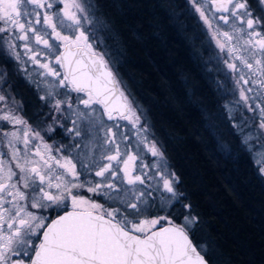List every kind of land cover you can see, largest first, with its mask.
<instances>
[{
    "label": "rangeland",
    "instance_id": "rangeland-1",
    "mask_svg": "<svg viewBox=\"0 0 264 264\" xmlns=\"http://www.w3.org/2000/svg\"><path fill=\"white\" fill-rule=\"evenodd\" d=\"M65 2L71 4L72 0H65ZM78 2L85 6L89 4L92 6L88 10L92 22L90 23L87 20H82L79 31L77 30V26L70 20L64 19V15L61 11L64 9V3H62L61 0H55L53 7L47 9V11L50 14L59 13V20L63 23L62 25L58 24V31H60L62 35L69 36L68 42L71 44H73L72 42L75 41L77 36H79L80 31H84L85 35L88 36V43L92 45V48L89 49L83 42H81L80 45L91 53L103 56L107 67L114 74V69L112 68L111 63L108 62L102 51L103 40L98 34L99 29L92 1L78 0ZM201 2L205 3V0H201ZM183 5L187 21L193 25L194 33L196 34L195 36L198 37L202 48H205L206 50L202 52L203 57H201V59L208 71L210 83L215 89L216 95L221 99L220 106L222 111L219 109L220 117H224L229 123L230 128L237 135L239 143L248 151L252 163L257 167L258 173L264 179V174L260 171V168L264 167V129L259 127L261 118L260 108L257 107L258 104L264 105V84L261 83V75L256 71L258 66L252 59V51L245 44V41L248 39L247 25L246 23L239 24L240 21L232 17L230 12L227 16L228 23H225L224 20L221 19L222 15L214 11L215 8L212 7V0H206L204 8L205 15L211 27H209V24H205L200 18L199 13H197L192 6L191 0H183ZM26 7L31 9L33 6L26 5ZM71 10L76 11L77 14L81 16L85 14L74 8ZM39 11L42 18L44 9H40ZM0 21L1 27H4L5 24L3 20ZM33 23H35L34 16ZM36 27L42 28L48 32L51 31V29L45 28L43 24L36 25ZM178 27L180 30L185 31L183 25H179ZM240 29H243V31H240ZM225 33H227L228 36H225ZM16 35H19V32H15L14 34L13 32H0V59H4L2 62H9L5 63L7 66L4 65L5 73L7 74L6 70L11 71L10 73H14L19 77L22 92L18 100L13 97L12 101L7 99L4 103L0 102V115L11 111L13 116L19 117L25 123L19 124L14 130L8 128L1 129L2 125H0V161L3 162V171H0V178H2L0 179V182L9 185L8 191L15 192L19 190L22 192L25 195V199H14L13 196L7 195L6 193H0V196H3V200L0 201V204H2V207H0V214L5 218L15 216V213L19 208L23 209L21 215H23L24 212L31 213L38 219H42L45 225L49 213H53L55 210H61L69 206L73 207L72 196L78 198L79 196L73 193V190L77 187H71V183L68 182L78 184L80 176L89 174L96 176L95 171L98 170V165L92 164L91 162L94 159L100 165L108 163L106 160L101 159V157L109 153L108 147L105 149V143L109 138L110 140L115 139L120 145V163L114 165L117 169L123 168L124 164L122 160H127L128 155H134L137 157L136 160L129 161V168L133 175H142L145 184L137 183L129 186L125 183L122 187L125 189L135 188L137 190H143L144 196L141 197V200L144 202L139 203V211L131 209L126 207L124 203L119 201L113 202L103 195V192L108 191L106 188L97 190L96 193L101 197L100 199L108 201L109 204L116 203L117 205L122 206L123 209L121 210H125V213L130 220L128 222L130 223L128 224L130 229H132L133 223L140 224L141 221L158 220L157 224L154 226L148 224L145 226V231L139 233H147L158 226L168 224L169 221H171L172 224H175L172 219V215H174L175 211L171 210V208L174 203H179V194L177 192V196L172 197L170 193L163 190V183L162 181H159V172L161 170H163L167 176H172L173 172L169 168L156 140L152 136V131L149 128L150 124L146 120L143 110L134 102V100L131 99V96L127 93V88L120 85L114 74L118 89L120 93H122L128 106V113L126 115L128 118H120L116 120L115 123L111 124L103 123L105 122V119L102 117L97 105L91 102L88 107H85V105L80 102L81 100L89 99L88 95L75 94L72 92L73 89L68 80H65L64 82L66 87H62L59 84V81L64 78V73L61 64L56 63L55 57L56 55H60L63 46L67 42L55 40L51 36L47 37L49 43L55 46V51L45 55V53H48V49L44 48L42 44H36L32 33H28L30 40L27 42L15 39ZM229 37H231V39H229ZM217 41H219V44ZM8 42L16 45L15 52L9 50ZM25 43H28L29 47L34 51H38L40 53L38 59L42 63L49 64L58 75L55 77L47 75L44 69L33 64L28 58L31 53L26 52L24 47ZM220 44H223V48L220 47ZM16 53L20 56L19 60L15 58ZM237 57L247 59L253 64V68L250 70L245 67ZM228 64H235L236 70H230ZM40 73H44V75L42 76ZM241 77H243V79ZM242 91L245 93L246 97H248L247 104H245L240 98V93ZM48 92H52L53 96L49 97L48 100H41L40 97L46 95ZM27 94L30 95L32 100L25 109L21 102L23 101L22 97H26ZM57 99L62 101L61 110L59 112L53 107ZM69 103L72 105L71 108L68 106ZM129 108L131 109V112H129ZM249 108H251V110H249ZM18 110L20 111L21 116L18 113ZM85 113L87 115H83ZM210 116L211 117H209L208 120L212 118L211 114ZM45 117L47 118L45 119ZM137 117L139 118L138 122H135L134 124L133 122L136 121ZM215 118H217V115ZM49 120H51V124H48ZM73 121L76 122L75 125ZM1 122L3 121L0 120V124ZM27 122L33 123L29 124ZM65 125L68 127L67 131L70 132H77L80 130L81 133L86 134L89 130L92 133L91 137L93 140L91 142L96 144L93 157L89 156L81 160L76 158L75 161H73L76 165V178L68 175L65 172V169L60 167V164H63L65 159L55 157L51 151L55 145L61 144V142L54 138V134L55 132H59L61 135V132L63 131L61 130V127ZM109 129L115 133V136L106 134V131ZM5 132H16V137H5ZM25 132L28 133L27 136H25ZM70 137H72V135H70ZM145 138H147L149 146L152 144L156 145L160 156H152L151 152L148 151V148L145 147L143 142ZM25 140L28 141L27 144H25ZM9 141H11V144L14 145V147L9 145ZM69 141L73 142L74 139L70 138ZM111 147L109 148L110 151L113 150ZM114 150H116V145H114ZM13 152L18 154L15 160L13 159ZM17 163L24 165L26 169L37 167L41 174L45 176L44 184L41 185L38 181V177H35V174L30 171L21 173L20 169L17 167ZM82 163L90 164L92 170L89 171L88 168L82 167ZM8 169H11L12 172L15 173L11 180L7 179ZM21 176H28L34 179L35 183H32V179H30V186L26 188L24 187V181L21 179ZM101 179V177H98V179L94 178L91 187L100 182ZM157 181H159V183H157ZM176 182L177 180L175 178L174 188ZM49 183L53 185L52 188H48ZM57 183H68V187H71L72 195L69 196L63 188L57 189L55 187ZM13 184L16 185V188L11 187ZM41 187H43L45 191H49L54 195H59L64 191V200L57 204H52L50 201L43 200L42 194L40 193ZM129 196L133 202H137L136 197L132 196L131 193H129ZM34 198L39 199L41 204L47 206L33 208L32 203L34 202ZM5 209H8L9 211L6 212ZM184 209L185 214L181 219L180 226L185 227L187 231H193L196 222L194 224L186 223L185 217L191 219L193 215H190L187 212V207ZM161 217H164V219H160ZM0 223H2L3 233L7 235V222ZM35 223L36 222L34 221L33 224ZM40 231L41 229L38 231L37 235H39ZM29 239H32L35 243L38 242L36 237H29ZM13 247L19 250L21 246L13 245ZM199 248L202 252L206 250L204 244H200ZM32 252V249H28L27 255L23 252H20L18 255H12V253L9 252V264H12L15 260L21 259L24 261V264H26Z\"/></svg>",
    "mask_w": 264,
    "mask_h": 264
},
{
    "label": "trees",
    "instance_id": "trees-1",
    "mask_svg": "<svg viewBox=\"0 0 264 264\" xmlns=\"http://www.w3.org/2000/svg\"><path fill=\"white\" fill-rule=\"evenodd\" d=\"M91 1L102 51L177 180L174 223L190 205L197 220L185 230L210 264H264V179L220 117L183 0Z\"/></svg>",
    "mask_w": 264,
    "mask_h": 264
},
{
    "label": "snow or ice",
    "instance_id": "snow-or-ice-1",
    "mask_svg": "<svg viewBox=\"0 0 264 264\" xmlns=\"http://www.w3.org/2000/svg\"><path fill=\"white\" fill-rule=\"evenodd\" d=\"M55 0H0V20H3L5 26L0 27V32H19V35L15 36V39L22 41H29L30 37L28 33H32V36L35 39L36 44H42L44 48L48 49L49 53L55 51V46L49 43L47 37L51 36L55 40L61 42H68L69 36L62 35L58 31V24L62 25V21L59 20V13L50 14L47 9L53 7ZM64 3V19L70 20L74 25L77 26V30H80V25L82 20H87L92 22L90 19V14L88 10L92 7L90 4L85 6L84 4L78 2V0H72V3L69 4L65 0H61ZM192 6L195 8V11L199 13L200 18L204 21L205 24H209V21L205 15V3H202L201 0H191ZM260 5H264V0H258ZM212 4L215 7L217 12H230L231 16L236 20H239L241 24L246 23L247 25V36L248 39L245 41V44L252 51V59L255 61V64L258 66L256 71L261 75V83L264 84V12L261 15L257 16L254 14L253 10L248 4V0H212ZM26 5H32L31 9H28ZM77 9L81 13H85L83 16L78 15L76 11L71 9ZM40 9H44L43 17L41 18ZM33 16L35 17V23H33ZM221 19L225 23H228V17L221 16ZM43 24L45 28L51 29L50 32L37 28L36 25ZM209 27L211 25L209 24ZM259 28V30H257ZM243 31V29H240ZM228 36L227 33L224 34ZM215 38V37H214ZM231 39V37H229ZM83 42L89 49L92 48V45L88 43V36L85 35L84 31H80L79 36L75 38V41L72 43L74 45H79ZM219 44V41H217ZM9 50L15 52L16 45L14 43L8 42ZM26 52L31 53L29 59L33 64L37 65L39 68L44 69L47 75L55 77L58 73L52 69L49 64L42 63L38 57L40 53L34 51L29 47L28 43L24 45ZM220 47L223 48V44H220ZM69 55H74L70 51L63 55H56V63L64 66V63L67 62ZM95 56V53L93 54ZM17 60L20 59L18 53L15 54ZM241 60V63L245 65L248 69L253 68V64L250 63L247 59L242 57H237ZM94 64L99 65V69L103 70V75L106 78L107 82L110 84H115L113 73L107 70V65L104 61L103 56H100L97 60L93 61ZM230 70L235 71V64H228ZM44 75V73H40ZM243 79V77H241ZM4 79L3 76H0V81ZM68 77L65 76L62 80L59 81L60 86L66 87L65 80ZM247 82V81H246ZM50 83V82H49ZM71 83L74 85L73 90L77 92L85 91L89 86L81 82L75 75ZM39 86V85H38ZM87 100H81L80 102L88 107L91 102L100 103V100H94L92 92L88 91ZM53 96L52 92H48L46 95L40 97L41 100H48L49 97ZM240 98L248 103V97L242 91L240 93ZM79 99V98H78ZM6 101L5 95H0V102ZM62 101L57 99L53 107L57 112L61 110ZM69 108L72 107L69 103ZM257 107L260 108V118L261 122L259 127L264 129V105L258 104ZM251 110V108H249ZM105 111L108 113L109 119H112V115L107 106H105ZM129 112L131 109L129 108ZM83 115H87L86 113ZM134 115V113H133ZM122 118H128L123 115ZM138 117L135 122H138ZM0 120L7 121L12 125L23 124L25 123L19 117L13 116L11 111L0 115ZM75 125V121H73ZM109 135L115 136V133L108 130ZM80 133L77 132V135ZM5 137H16V132H5ZM28 133L25 132V136ZM38 135V133H37ZM145 147L148 148V151L151 152L152 156H160V153L155 144L148 145L147 138L144 139ZM28 141L25 140V144ZM110 144L116 145L115 154H108L101 157V159L107 160L108 163L98 164L96 160H92V164L98 165V170L95 171L97 177H101V181L96 183L94 186L89 187V192H97L98 189H108L107 192H103L108 199L113 202H122L126 207L139 211V203H143L141 197L144 196L143 190H137L135 188L125 189L122 187L124 183L128 185L145 184V180L142 178V175H133L131 169L129 168V161L136 160V156L128 155L127 160L123 161L124 167L122 169H117L114 166V163L118 165L120 163L121 150L120 145L116 142L115 139L109 141ZM9 145L14 147L9 141ZM110 151V150H109ZM17 153L13 152V159L17 158ZM2 161H0V171L2 169ZM82 167H86L91 171V165L88 163H82ZM17 167L20 169L21 173L25 171H30L35 174V177L39 178L40 184L43 185L45 182V176L41 172L33 167L31 169H26L24 165L17 163ZM60 167L65 169V172L68 175H71L73 178L77 177L76 165L71 159H65L63 164H60ZM123 172V179L119 177V172ZM262 174H264V167L260 168ZM15 173L11 169L7 170V179L11 180L12 176ZM2 179V178H0ZM21 179L24 181V187H29V180L32 179L28 176H21ZM59 179V177H58ZM159 181L163 183V190L167 193H170L172 197L177 196V192L174 188L175 177L165 175V172L161 170L159 172ZM157 181V183H159ZM32 183H35L32 179ZM71 183V187H80L76 183ZM68 183H57L55 187L57 189L63 188L69 196L72 195L71 187H68ZM12 188H16V185H11ZM51 183L48 184V188H52ZM9 185L0 182V193H6L7 195L13 196L14 199L18 198L19 200H24L25 195L19 190L15 192L8 191ZM159 190V189H157ZM42 194V199L50 201L52 204H57L62 202L65 198L64 191L59 195L51 194L49 191H45L43 187L40 189ZM129 193L132 196L136 197L137 202H133L130 199ZM3 200V196H0V201ZM7 202V201H5ZM88 203L87 201L80 199L78 197L72 196L73 207L83 205ZM40 203L39 199L34 198L32 203L33 208L46 207ZM2 207V204H0ZM93 209H98L101 206L97 204H92ZM187 207H190L188 205ZM5 211H9L5 209ZM23 209H17L15 216H10L5 218L0 214V222H7L8 234L5 235L2 229V223H0V264H9L10 256L9 252L12 255H18L20 252H23L25 255L28 254V249L34 251V257L30 256L29 259L31 264H210L200 251H198L197 246L189 239V236L185 230V227L176 226L170 223V227L163 228L161 231L153 232L151 235L146 236L141 239L129 232L122 222H113L112 219H105L102 215H93L91 212L87 213H68L65 216H61L59 219L54 220L50 225L47 226L46 230L43 232V239L37 244L29 237H36L38 231L45 227L43 220L38 219L36 216L31 213L24 212L21 215ZM119 212V209H114L109 211L107 216L109 218L114 217V213ZM18 218V219H17ZM160 219H164L161 217ZM186 223H195L197 217L192 216L191 219L185 217ZM36 222L33 224V222ZM158 223V220L151 221H141L140 224H132V232H144L145 226L148 224L155 225ZM13 245L21 246L19 250ZM26 246V247H25ZM12 264H24V261L15 260Z\"/></svg>",
    "mask_w": 264,
    "mask_h": 264
},
{
    "label": "flooded vegetation",
    "instance_id": "flooded-vegetation-1",
    "mask_svg": "<svg viewBox=\"0 0 264 264\" xmlns=\"http://www.w3.org/2000/svg\"><path fill=\"white\" fill-rule=\"evenodd\" d=\"M248 4L251 7V9L253 10L255 15L259 16V15L262 14V12H264V5H260L258 3V0H248ZM30 6H32V5H30ZM61 11H62V13H64V9H62ZM214 11H216V9ZM217 13L221 14L222 16H226V17L229 15V12H217ZM239 24H241V23H239ZM0 27H1V21H0ZM67 43H70V42H67ZM71 45L72 46H77V45H74V44H71ZM78 46H82V45L79 44ZM2 61H4V59H0V76H3L4 79L2 81H0V95H5L6 96V100L10 99L12 101L13 97L17 98V100H18V98H19V96H21V92H22L21 91V85H20L19 77L16 76L14 73H10L11 71H7V70H6V72H7V74H6L4 65L7 66V64H5V63H9V62L8 61L7 62H2ZM61 68H62V66H61ZM65 76L66 75L64 74V77ZM72 92H74L75 94L88 95L87 94L88 91L77 92V91L72 90ZM263 93H264V91H263ZM93 98H94V100H97L94 96H93ZM22 100L23 101L21 103H22L23 107L26 109L27 105L31 102L32 99H31L30 95L27 94L26 97H22ZM19 101H20V99H19ZM2 103H4V102H2ZM93 104L97 105V107L99 108V110L101 112L102 117L105 119V122H103V123H106V124L115 123L116 120L122 118V117H119L117 114H113L112 115V117H113L112 119H107L105 111L103 109L102 103L101 102L100 103L93 102ZM46 109H47V107H46ZM18 113L21 116V113H20L19 110H18ZM46 118L47 117H45V119ZM27 123L32 124L33 122L32 123L31 122H27ZM48 124H51V120L48 121ZM0 125H2L1 129L8 128V129H13L14 130V128H17L19 124L12 125V124H10L8 122H4L3 121V122H1ZM61 130H63L61 132V135H60L59 132H55V134H54V138H56L59 142H61V144L60 145L59 144L55 145L54 148H52V149L50 148L52 153H53V155H55V157H61L63 159H71L72 161H75L76 158H78V160L79 159L81 160V159H85V158H87L89 156H91V157L94 156L95 149H96V144L91 142L93 139L91 137L92 133L89 130L87 131L86 134L85 133H81V131L79 130V131H77V132L80 133L79 135H77L76 131H72V132L67 131L68 127L66 125L62 126ZM106 134L109 135L108 131H106ZM70 135H72V137H70ZM62 136L65 137V138H63ZM70 138H73L74 141L70 142L69 141ZM108 141H111V140L108 138L107 142L105 143V149H107L106 147H108V152H109V153H107V155L108 154H115L116 150H114V144H110V143H108ZM110 147L113 149L112 151H109ZM122 161H124V159ZM114 165H116V164L114 163ZM35 168H37V167H35ZM119 177L121 178V180L123 179V172L122 171L119 172ZM94 178L98 179V177L94 176L93 174L80 176L78 185H82V186L75 188L74 189L75 191L73 190L74 194L79 196L80 199H83V200L87 201L88 203L80 205V206H77L75 208L69 206V207L63 208L61 210H55L54 213L56 214V212L62 211V210L64 211V210H68V209H75V210L93 211V212L101 214V215H103L105 217H108L107 213L109 211H113L114 209L118 208L119 212H115L114 213V217L110 218V219H112V220H114L116 222H122L124 224V226L127 228V230L131 231L132 229H130V227L128 225V224H130V223H128L130 220H129V218L126 215L125 210H121V209H123L122 206H119L116 203L109 204L108 201L101 200L100 199L101 197L96 192H89L88 191V188L91 187ZM38 181H39V178H38ZM39 183H40V181H39ZM92 204H97V205H100L101 207L98 208V209H93L91 207ZM46 224H47V222H46ZM42 229H41V231H42ZM41 231L39 232V235H38L39 239H40ZM134 233L139 234V235L146 234V233H139V232H134ZM39 239L37 240L38 242H39ZM38 242H37V244H38Z\"/></svg>",
    "mask_w": 264,
    "mask_h": 264
},
{
    "label": "water",
    "instance_id": "water-1",
    "mask_svg": "<svg viewBox=\"0 0 264 264\" xmlns=\"http://www.w3.org/2000/svg\"><path fill=\"white\" fill-rule=\"evenodd\" d=\"M212 7L215 8L213 4H212ZM69 51L71 53H74V55L68 56L67 62L64 63L62 70L64 74L68 77V81L71 84L72 88H74V85L71 83V81L73 79V75H75V77H77L81 82L89 86L88 88H86L85 91H91L92 95L97 100L102 101L101 103L103 105L104 111H105V106H107L111 112V115L117 114L119 117H122V113H123V115L126 116L128 113V106H127L126 101L123 98L122 93H120L118 89L114 74H113V77L115 80V84H110L107 82L106 78L104 77L103 70L99 69V65L93 63V61L97 60L100 56L97 54H95L94 56L93 55L94 53L89 52L83 46H72L70 43H66L63 46L60 52V55L66 54ZM107 70L111 71L108 67H107ZM105 114H106L107 119H109L108 113L106 111H105ZM72 212H75V213L91 212L93 215H101L93 211H84V210H75V209L65 210L61 212L60 214L54 216L48 221V223L42 229V232L40 234V240L43 239V232L46 230L48 225H50L54 220L59 219L61 216H65L68 213H72ZM104 218L110 219L105 216ZM113 222H116V221L113 220ZM170 226H171L170 223L164 224L163 226L155 228L144 235H139L131 231L129 232L143 239L146 236L151 235L153 232L161 231L163 228H168ZM188 236H189V239L193 242L189 234ZM198 251L200 250L198 249ZM31 256L34 257V251ZM28 264H31L30 260Z\"/></svg>",
    "mask_w": 264,
    "mask_h": 264
}]
</instances>
